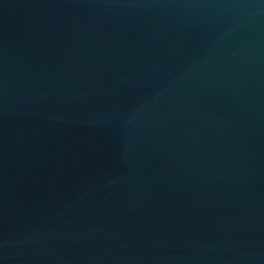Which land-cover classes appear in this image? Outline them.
<instances>
[{
    "label": "water",
    "instance_id": "water-1",
    "mask_svg": "<svg viewBox=\"0 0 264 264\" xmlns=\"http://www.w3.org/2000/svg\"><path fill=\"white\" fill-rule=\"evenodd\" d=\"M0 264H264V0H0Z\"/></svg>",
    "mask_w": 264,
    "mask_h": 264
}]
</instances>
